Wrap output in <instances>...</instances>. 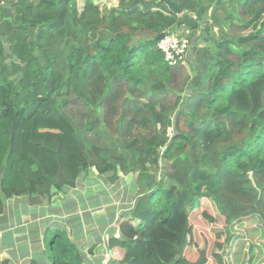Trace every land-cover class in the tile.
Here are the masks:
<instances>
[{
	"label": "trees",
	"instance_id": "16d2710c",
	"mask_svg": "<svg viewBox=\"0 0 264 264\" xmlns=\"http://www.w3.org/2000/svg\"><path fill=\"white\" fill-rule=\"evenodd\" d=\"M170 1L181 14L162 0H0V215L11 198L59 209L81 181L132 175V204L111 217L115 264H224L186 258L203 200L227 264H264V0ZM167 33L191 43L184 61L165 62ZM72 235L42 230L46 264H94Z\"/></svg>",
	"mask_w": 264,
	"mask_h": 264
},
{
	"label": "rangeland",
	"instance_id": "374dc122",
	"mask_svg": "<svg viewBox=\"0 0 264 264\" xmlns=\"http://www.w3.org/2000/svg\"><path fill=\"white\" fill-rule=\"evenodd\" d=\"M116 4V0H112V2L109 4V6L111 5H115ZM198 27L197 28V40L199 42V45H210L211 43L214 42V38H213V32L211 30V25L209 24V26L205 25L203 20H199L198 23ZM191 48V43L189 45V49L188 51H190ZM120 178H122L123 183L121 184L120 181H118V187L114 188V186H105L103 184H99V185H95L94 183H86L85 181H81L80 184L77 185V187L73 190L70 191V193L68 195H71L75 201L77 198H79V196L87 198L86 201H83L82 203H78L79 207L81 204V207L86 209L88 207H100L96 210H98L96 213L88 215L90 210H82L79 208V211L76 212H72V214H77L79 216H81L79 219L74 218L75 222H84L86 220V218L88 216H105L104 218H108V221H110L111 217L114 216V219H116L118 210L129 206V204H132L130 199L133 196V193H131L130 189L132 186V179L133 176L129 175V176H125L123 177L121 174H119ZM106 190V191H104ZM127 193V199L124 197L122 199V194L123 192ZM99 192V197L98 198H91L92 195H97ZM59 197L61 198L62 196L59 195ZM67 198V197H66ZM66 198H64V200H66ZM23 200V199H20ZM26 202V201H24ZM57 205H45L42 207H29L32 208V210H36V215H34L33 221L36 222L38 225L40 226H49L51 225L53 222L55 221H62L64 217L68 216L67 213H58L56 212L59 209H55ZM28 206H25V208ZM95 210V209H94ZM92 210V211H94ZM7 212V210L5 211ZM39 214H42V218L41 220L44 221V223H41V220H39L37 218V216ZM14 217H18L17 216V211H14ZM102 219V218H101ZM221 219L219 212L217 211V209L215 208V206L212 203H209L205 200L202 201V203L200 204L198 210L190 212V216H189V220H190V224H191V228H192V233H191V244L193 243V241H197L195 242L194 245H189V249L186 251V258L190 261H194L198 258L199 254L201 251H205L207 253V257L209 255L214 256V254H216L217 252V256H221V260H224L225 263L227 264V259H226V252H227V244L225 242H223L222 240L224 239V236L222 235L221 237H218L216 235H219L220 233H223V225L221 224V222L219 221ZM32 222V221H30ZM87 223V221H86ZM257 220L253 218L252 221L248 222L245 224L246 228H253L255 227V225H257ZM93 224L95 226H103L102 224V220L99 221V223H94ZM111 226L109 228L116 230V227L113 226V220H111ZM88 224H84L85 226V230L81 231L79 233V236L82 237H76V235H72V238L77 240V244L79 245L80 243V248L82 250V252L86 255V257L90 260H92V262L94 264L96 260H98L99 255L95 254V249L93 251H89L90 248V244L92 242V238H89L88 240H84V236L83 234H86V230H90L87 228ZM254 225V226H253ZM69 227V226H68ZM220 232H216L221 230ZM108 231H104L98 238H96L95 242L99 245L101 244V248H102V242H104L105 247L107 246V241H108V237L110 235H108L109 233ZM26 234V233H25ZM41 235H38L36 237H28L25 238V240L28 239V241L30 243V259L32 262L37 263V264H46L47 263V257H45V253H44V246L42 245V243L40 242V237ZM93 234L90 236L92 237ZM22 241V240H20ZM85 241V242H84ZM79 242V243H78ZM223 242V243H222ZM222 243V247H221V252L220 250H217V245L216 244H220ZM96 244V245H97ZM242 245V241H239L238 244L236 246L241 248ZM88 249V250H87ZM239 250V248H238ZM33 254V257H32ZM108 258L114 257V256H118L119 254L117 252H107L106 253ZM234 254V252L232 253ZM97 255V256H96ZM215 258V257H214ZM105 258H103L104 260ZM102 260V261H103ZM113 260H117L112 259ZM102 261L100 262V264H104L102 263ZM229 264H232L231 261H229Z\"/></svg>",
	"mask_w": 264,
	"mask_h": 264
},
{
	"label": "crops",
	"instance_id": "0c3cea01",
	"mask_svg": "<svg viewBox=\"0 0 264 264\" xmlns=\"http://www.w3.org/2000/svg\"><path fill=\"white\" fill-rule=\"evenodd\" d=\"M20 199H23V198H11L7 200L5 202L7 206L6 207L7 212H5L3 215H0V220H1L0 223L4 227L3 229H0V264H32L31 259H30V256H31L30 250H29L30 246L28 244L30 242L28 241V239L25 240V238H28L30 236L36 237L38 235H41L40 236L41 237L40 240H41L42 230L48 227V226H40L37 224L38 227L36 231H38V234L35 236L31 235L30 232L27 231L26 226L28 223H30V221H32V223L34 222L33 221L34 218L32 217L36 215V211H31L32 208H29L30 206L28 205L25 199L23 200H20ZM25 206H28V207L25 208ZM79 208L82 209L81 207H79L78 203H76L75 199L71 195H68L66 200L63 199L59 205L61 214L67 213L68 216L64 217L63 220L60 222L58 221L53 222L49 226L62 224L68 231H71L73 235H76L77 239L78 237H82V236H79L80 231L79 233L76 232L79 222L76 223L74 220V218H76V216L78 215L77 214L78 212L76 214H72V212L79 211ZM88 209L90 210L88 215L94 214L98 211L96 209L94 210V207H88L83 210L86 211ZM14 211H17V216H18L17 218L14 217ZM4 216H5V219H2L1 217H4ZM37 218L39 220L43 219L42 214H39ZM100 220H102L103 226H99V225L95 226L93 224V221L94 223H99ZM41 223H44V221L41 220ZM110 223H111V220L108 221V218L105 219L102 215L98 217L88 216L86 220L82 222L81 231L85 230L84 224H88L87 228L90 229V230H86V234L85 233L83 234L84 240H88L89 238L94 239L92 240L89 246L92 249H89V250L93 251L95 249V254L99 255V258H101L100 262L103 260V258H105L102 261V263L104 264H115L116 260L112 261V259H115V258L117 259V257L114 256V257L108 258L106 253L110 251H108L107 246L105 247L104 242H102V248H101V244L98 245L95 241L97 240L96 238H98L104 231L109 230ZM19 225H20V230L16 228ZM76 225H77V228H75ZM101 229H103V231L100 232ZM9 232H13V233L10 234ZM92 233H93V236L90 237ZM108 233H109L108 235H110V233L115 234V235L118 234L117 230H113V229H110ZM79 246H81L80 243H79ZM32 257H33V254H32ZM4 261L5 263H2Z\"/></svg>",
	"mask_w": 264,
	"mask_h": 264
},
{
	"label": "built area",
	"instance_id": "2783aa9c",
	"mask_svg": "<svg viewBox=\"0 0 264 264\" xmlns=\"http://www.w3.org/2000/svg\"><path fill=\"white\" fill-rule=\"evenodd\" d=\"M189 41L185 37H177L176 34L167 33L159 40L157 47L162 52L168 65L184 61L189 49Z\"/></svg>",
	"mask_w": 264,
	"mask_h": 264
},
{
	"label": "water",
	"instance_id": "95a60500",
	"mask_svg": "<svg viewBox=\"0 0 264 264\" xmlns=\"http://www.w3.org/2000/svg\"><path fill=\"white\" fill-rule=\"evenodd\" d=\"M165 4H167L170 9L177 13V14H181V9L178 7V5H176L175 3H172L170 0H162ZM164 37V34H161L158 36V40H161Z\"/></svg>",
	"mask_w": 264,
	"mask_h": 264
}]
</instances>
